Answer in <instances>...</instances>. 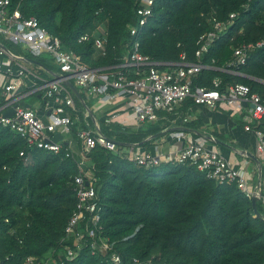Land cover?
<instances>
[{
    "label": "trees",
    "instance_id": "obj_1",
    "mask_svg": "<svg viewBox=\"0 0 264 264\" xmlns=\"http://www.w3.org/2000/svg\"><path fill=\"white\" fill-rule=\"evenodd\" d=\"M10 2L24 18H35L60 40L62 50L78 55L90 69L118 65L135 42L142 55L165 64L159 66L161 70H173L182 54L185 63H194L197 41L211 30L210 19L225 21L232 13L237 15L233 24L202 55V64L224 68L240 44L264 41V0H154L143 26L136 14L138 0ZM100 33L105 34L104 55L95 49L93 38L78 42L85 34ZM2 44L20 53L17 47ZM37 61L43 67L35 66L39 71H57L51 60ZM237 71L264 81V45ZM215 78L221 80V90L242 84L264 98V85L211 69L193 77L192 88L210 89ZM79 96L74 95L76 107H85L84 95ZM86 121L81 116L70 132L76 135L88 129ZM111 126L114 135L104 126L100 132L114 140L118 150L96 147L87 155L85 166L95 178L102 235L113 248L103 255L92 254L84 246L70 261L62 245L74 249L71 239L64 240V230L75 208L72 183L79 172L78 156L66 143L57 154L30 149L16 133L0 126V264H22L28 257L52 264H112L114 253L120 264H133V259L152 264H264V217L254 216L250 201L234 184L220 185L189 165L136 166L120 151L144 147L147 152L155 140H148L153 132L143 126L135 130ZM258 128L264 131L261 125ZM22 151L24 158L19 156Z\"/></svg>",
    "mask_w": 264,
    "mask_h": 264
},
{
    "label": "built area",
    "instance_id": "obj_2",
    "mask_svg": "<svg viewBox=\"0 0 264 264\" xmlns=\"http://www.w3.org/2000/svg\"><path fill=\"white\" fill-rule=\"evenodd\" d=\"M154 0H138L136 14L139 26L146 23L151 16ZM237 15L232 13L225 21L210 19L211 30L201 35L197 41L195 52L196 62L185 63V55H180V63L174 64L173 70H161L159 66L165 64L152 61L148 56L139 52L137 42L131 45L121 62L105 69H90L81 63L80 57L73 52L62 50V44L57 37L51 36L38 21L24 18L18 7H11L10 0H0V37L6 43L17 47L20 52H26L37 60L42 54H49L51 62L56 67L54 78L40 85H34L26 95L16 94L21 87V79L27 72L24 66L18 65L23 61L20 53L10 52L0 47V58L7 60L5 73L11 72L13 64L18 65L19 71L15 80H10L0 92V126L7 128L22 138L30 149H40L57 154L61 150L62 141L52 143L53 135L59 133L61 137L70 132L73 125L71 115L76 113L74 94L66 87L70 82L75 88L84 92L87 98L97 99L100 103H108L124 96L128 98L131 111L136 123L155 124L159 122V113L172 114L186 100L194 105H202L215 109L225 104L242 111V121L246 132L254 133L256 137V155L264 156V131L258 128L264 122V98L252 93L250 88L242 84H231L221 90V80H212V88H192V78L202 70H216L228 74L241 75L237 69L246 64L249 55L264 45V41L240 44L233 50L232 58L224 68H215L201 63V57L219 37L227 33ZM131 35L135 30L131 29ZM93 38V45L100 54H105V34H85L78 42H87ZM1 43V42H0ZM2 44V43H1ZM52 74V73H51ZM43 93V94H42ZM42 94L44 99L43 111L45 117H38L34 110L20 105L22 98ZM20 95V96H19ZM245 105V106H244ZM244 106V109H243ZM14 108L11 117L3 116L8 109ZM114 115L105 118L104 124L109 125ZM85 119V117H84ZM186 121V120H185ZM255 123L253 128L251 125ZM62 129V133L58 132ZM170 138L180 143L183 135L172 132ZM80 143L78 175L73 179L75 193V208L71 213L64 230V240H72V249L64 244L62 248L65 259H74L84 246H88L92 254L106 255L112 251V245L102 235L101 216L97 204V195L94 188L95 178L92 171L85 168L87 155L96 147L115 152L117 149L104 137L98 124L93 128L81 130L76 134ZM136 166L144 169L158 167L162 163L175 165H189L201 172L205 177L220 185L234 184L243 195L251 201L257 197L264 204V194L258 185L250 189L248 181L242 173L235 169L219 153L209 150L202 141L179 147L172 154L162 155L149 152H135L132 150L120 151ZM24 158L25 153L19 154ZM62 240V241H64ZM112 264H120L117 254L110 255ZM133 264H152L151 260L141 262L133 259ZM22 264H52L47 259L28 257Z\"/></svg>",
    "mask_w": 264,
    "mask_h": 264
},
{
    "label": "crops",
    "instance_id": "obj_3",
    "mask_svg": "<svg viewBox=\"0 0 264 264\" xmlns=\"http://www.w3.org/2000/svg\"><path fill=\"white\" fill-rule=\"evenodd\" d=\"M24 53L26 52H20L23 59L26 58L23 56L25 55ZM6 65L7 60L0 58V92L8 81L16 79L15 75L19 71L18 65L24 66L27 70L24 77L21 79V92L18 93L21 96L26 95L28 90L34 85H40L45 81H50L55 76L54 73L50 74L45 70L44 73L39 71L34 65L25 63L24 60L18 63V65H12L10 69H14L15 72L13 73L12 71L9 74L5 73ZM77 91L84 95L83 105L85 107H76L75 116L71 115L73 124H79V119L83 116V119L85 117L84 120L89 121L85 122L87 128H93L94 123L98 124L100 129L103 128L102 126L108 127L109 125L115 124L133 130L140 126L149 128L159 125L160 129L151 131L153 134L150 136L153 137L159 132L166 131V133L155 140L149 137L148 140L150 139L152 141H150L147 152L167 155L172 154L179 149V147L202 141L209 150L219 153L235 169L239 170L248 181L250 189H255L260 185V189L262 191L264 190V156L261 158L256 155V137L254 133L244 130L242 111L239 113L237 109L225 104H220L215 109H210L202 105H188L190 101L186 100L174 113L167 115L162 114V116L159 117V122L155 124L138 125L131 111L130 100H128L126 96L112 102L100 103L97 99L87 98L84 92L80 91L78 88ZM42 94L28 96L38 100V108H33L31 104H28L30 105V109L34 110L40 118L45 117L42 108L44 104ZM26 98L27 97L22 98L20 102H25ZM90 102H92V106H89ZM110 115L114 116L110 124L105 125L104 120L105 118H109ZM260 125L264 130V122L259 123L258 126ZM251 126L254 128L256 124L253 123ZM58 132L62 133V129H59ZM172 132L182 134V142L176 143L175 140L171 139L169 134ZM61 141L68 145L72 153L79 156L80 143L75 134L71 132L64 134ZM215 141H220L222 144H218ZM128 149L138 153L146 152L144 147L125 148L124 150ZM248 154L257 157L259 166L247 157ZM257 204L260 209L258 212L264 217L263 202L260 200Z\"/></svg>",
    "mask_w": 264,
    "mask_h": 264
},
{
    "label": "water",
    "instance_id": "obj_4",
    "mask_svg": "<svg viewBox=\"0 0 264 264\" xmlns=\"http://www.w3.org/2000/svg\"><path fill=\"white\" fill-rule=\"evenodd\" d=\"M0 47L3 48V49H6V47L0 43ZM25 63H29V64H32L34 66H39L41 68H43L41 66V64L36 61V60H33V59H30V58H24L23 59ZM242 77H245L247 79H251V80H254L262 85H264V81H261V80H257V79H254V78H251V77H247V76H243V75H240ZM66 87H68L71 92L78 98V99H81L80 96H79V93L77 91V89L70 83V82H66L65 83ZM21 92V88H19L16 92V94L20 93ZM21 106H23L24 108H30V105L25 103V102H21L20 103ZM14 108L15 107H12L11 109H8L7 111H5L3 113V116L5 117H11L13 115V112H14ZM160 129V126L159 125H156V126H153V127H149L148 128V131H155V130H159ZM166 133L165 132H159L157 133L156 135H154L151 139H156V138H159L160 136H163L164 134ZM62 140V137L59 133H56L55 135L52 136L51 138V142L52 143H56L58 141H61ZM109 142L111 143H114L115 145H117V143L114 141V140H110V139H107ZM216 143L218 144H222L220 141H215ZM247 157L252 160L257 166H259V160L257 159V157L255 155H252V154H248ZM86 167H84L85 169ZM260 169V168H259ZM263 194H264V190L262 191ZM259 199L257 197H254L251 199L250 203H251V207H252V211H253V214L255 217H262L260 215V213L258 212V209H257V203H258Z\"/></svg>",
    "mask_w": 264,
    "mask_h": 264
},
{
    "label": "rangeland",
    "instance_id": "obj_5",
    "mask_svg": "<svg viewBox=\"0 0 264 264\" xmlns=\"http://www.w3.org/2000/svg\"><path fill=\"white\" fill-rule=\"evenodd\" d=\"M0 42L1 43H6L4 40H3V38L2 37H0ZM24 54H26L27 55V53H24ZM29 56V55H28ZM40 59H42V60H52L51 59V56L49 55V54H42L41 55V57H40ZM32 69H34V68H32ZM12 71V73L13 72H15L14 71V69H12L11 70ZM42 76H45V75H43V74H41ZM25 103H29V104H31L32 106H33V108H38V106H39V103H38V100L36 99V98H33V97H27L26 99H25ZM89 106H92V102H90L89 103ZM147 126V125H146ZM105 129V128H104ZM115 131V129H114V127L113 126H108V127H106V132H108L109 134H113V132ZM116 132V131H115ZM115 132H114V134H115ZM113 134V135H114Z\"/></svg>",
    "mask_w": 264,
    "mask_h": 264
}]
</instances>
